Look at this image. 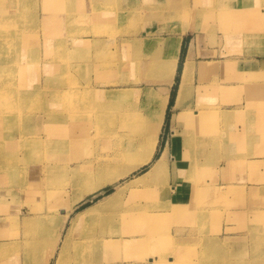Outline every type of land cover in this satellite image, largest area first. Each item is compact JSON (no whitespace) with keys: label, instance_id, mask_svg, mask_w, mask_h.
<instances>
[{"label":"rangeland","instance_id":"374dc122","mask_svg":"<svg viewBox=\"0 0 264 264\" xmlns=\"http://www.w3.org/2000/svg\"><path fill=\"white\" fill-rule=\"evenodd\" d=\"M194 1L0 0V38L10 32L15 34L8 49L0 51V60L6 55L2 64L0 61V140L4 138L0 141V264H44L47 260V264H54L62 247L65 255L61 264H264V166L252 163L250 157H243L248 159L245 162L230 157L220 172L228 183L216 184L222 167L214 168L217 157L203 155L233 146L222 140L217 131L220 120L210 106L209 102L214 101L210 93H198L194 111L175 112L189 97V79L195 73L192 54L186 58L190 36L184 39L173 77L168 52L173 38L198 29L206 39L203 45H219L218 36H224L227 47L229 38L247 33L252 27L235 23L244 15L233 17L239 12L229 11L234 9L231 4H238L243 13L261 11L264 0ZM195 19L198 29L192 24ZM167 21L166 28L163 25ZM9 24L12 26L7 28ZM179 27L181 31L170 35L163 44L166 33ZM253 28V32H262L264 24ZM201 40L197 35L198 43ZM65 51L72 56H66ZM82 51L84 57L77 56ZM198 55L206 57L209 53ZM52 61L61 72L56 78L67 81H49L48 62ZM185 62L191 69L186 85L190 90L178 96ZM94 63L105 70L101 74L91 72ZM157 64L164 68L158 71ZM204 64L216 67L202 61L200 80L210 74H200ZM228 70L229 74V67ZM221 71L224 72L222 67ZM99 84L102 91L106 90L102 94L118 95L130 90L126 91L130 98L102 105L92 102V109H88L90 100L83 99V91L96 89ZM165 97L168 102L153 158L173 141L175 146L169 157H177L180 143L175 130L182 122L191 126H187L192 131L186 134L183 144L185 158L194 163L189 176L183 175L185 182H195L190 206H182L180 197L161 201L169 186H173L168 184V174L153 181H140L149 162L116 182L84 193L66 211L68 216L63 221L60 212L65 211L64 206L85 190L86 183L97 182V175L90 176L88 169L96 157L108 150L107 153L113 152L120 136L138 133L142 123L138 118L158 109ZM170 100L174 103L170 104ZM67 108L69 115L73 112L77 117L75 122L65 119ZM199 109L203 110L202 117L194 122ZM257 121L263 125L264 116ZM168 125L172 136L163 147ZM146 132L151 140L155 129L148 128ZM17 149L25 157H9ZM194 153L199 157H194ZM23 158L24 171L21 162L16 161ZM236 162H241L242 176L233 181ZM177 163L185 169L182 162ZM170 167L169 164V170ZM118 191L116 201H104L107 195ZM88 206L96 209L84 213L83 220L73 222L75 213ZM111 211L120 215L103 231L100 218ZM130 215L132 219H122ZM222 218V223L232 226H221ZM171 227L175 228V236L170 234ZM189 233L195 236L190 235L185 241L176 238ZM85 234L102 243H114L98 252L89 248ZM124 236L131 240L116 239ZM83 242L86 249L78 246Z\"/></svg>","mask_w":264,"mask_h":264},{"label":"crops","instance_id":"0c3cea01","mask_svg":"<svg viewBox=\"0 0 264 264\" xmlns=\"http://www.w3.org/2000/svg\"><path fill=\"white\" fill-rule=\"evenodd\" d=\"M135 1L139 2V0ZM231 7L234 8L233 10H237L239 12L238 15H244L242 18L240 17V21H235V23L250 24L252 27H248L249 32L244 34H234L232 38H229L227 47L224 45L225 37L218 35V40L220 41L219 45H203V42H205L206 39L204 37L202 38L203 35H201V31L197 28V24H199L197 23L198 20L195 19L192 24L196 25L198 30L186 31L180 43L181 51L184 39L190 36L186 58L188 55L192 54V67L195 73L193 72L194 75H192V78L189 79V85L191 87L189 97L186 98L187 100L184 102L182 107L175 110V112L194 111L196 105L198 104V93H210L211 100L212 97L214 99V101L212 100L209 102L210 106L216 112V116H218L220 120L217 131L219 132L222 140L227 141V143L233 146L227 151L222 148L210 155L207 153L203 155V157H217L215 159L216 164L214 168L216 169L218 166L222 167L218 173L219 178L216 180V184L228 183L227 180L222 178V173L220 172L224 170L223 167L225 168L227 163L225 161H227L230 157H235L233 159L242 158L244 162L245 160L250 159L252 163L260 162L258 163V166H264V124L260 125V122L257 121L260 120L261 116H264V31H252L255 25H260V23L264 24V10L245 11L243 13L242 9L238 7V4H231ZM168 25L169 22L167 21V23L163 26L167 28ZM181 29L182 27H179L173 32H171V30L168 31V33H166L168 35L165 38H162L163 44L167 42L170 35L180 32ZM146 32L147 31L144 33ZM199 34L202 39L200 43L197 41V35ZM228 36H230V34ZM218 40L215 39L216 44ZM205 51L209 53V56L204 57L198 55L199 53ZM202 61L212 62L217 67V70H215L214 73L211 72L207 77L201 79V81L199 79V65ZM223 65L230 68L229 74L228 72L221 71V67ZM202 88H207V91H204ZM197 89H199V91H196ZM187 126L190 125L182 122L181 124H178V127L175 130L180 143L178 150L179 157H185L186 151L183 148V144L186 142V134L192 131V129H190L191 126ZM171 130L170 125H168L166 141L163 147L171 140ZM235 145L237 146L235 147ZM194 157L199 156L194 153ZM243 157L250 158L244 159ZM200 159L202 160V158ZM171 163L172 159L169 161L170 166ZM240 164L241 162H236L234 164L233 173H235V179L233 181H235L236 178L239 180L242 176V169L239 166ZM246 164L247 163H245V168ZM245 168L243 170H245ZM185 172L186 169L179 167L176 169L177 174L174 175L170 169L168 171V184L179 186L180 189L178 188L176 194L178 195V198L180 197L179 201L181 205L190 206L194 195L193 191L195 189V182L194 184L190 182V184L188 183L187 186H185L182 180ZM233 183H235L234 185H243L236 182ZM247 185L248 184L245 186L246 188L250 186ZM256 189L262 188L258 187ZM169 191L170 190H168L167 196L170 197L172 193L171 191L169 193ZM223 218L221 219V226L224 225L225 228L231 227L232 225L230 226L229 223H222L224 220ZM174 231L175 228L171 227V236H175ZM190 235L192 234L189 233L188 236H186V234L182 236L179 235L176 238L183 239L185 241L190 237ZM192 236L194 237L195 234ZM116 239L119 241L131 240L129 236L121 238L116 237Z\"/></svg>","mask_w":264,"mask_h":264},{"label":"bare ground","instance_id":"6f19581e","mask_svg":"<svg viewBox=\"0 0 264 264\" xmlns=\"http://www.w3.org/2000/svg\"><path fill=\"white\" fill-rule=\"evenodd\" d=\"M11 1H14V0H11ZM197 1L198 0H195L194 2H197ZM232 10L233 9H229V11H232ZM225 12H227V11H225ZM225 12H223L222 14H225ZM232 16L238 17V13H235ZM218 17L225 18V17H227V15H223V16L218 15ZM10 25L11 24L7 25V28ZM14 39H15V34L13 32H10L4 38H0V51H4V50L8 49V46L14 41ZM181 40H182L181 36H178L177 38H173L170 41L171 45L169 47L168 52L170 53V58H171V65H169V68L171 71V77H173L174 73L176 72V68H177L176 66H177V62L179 59V53L181 52L180 51ZM27 47H28V45H27ZM50 49H52V48H50ZM49 54H50V52H49ZM84 54L85 53L82 51L77 56L84 57ZM65 55L69 56V57L72 56V55H69L66 51H65ZM86 56L89 57V55H86ZM5 58H6V55H4L1 58V60H0L1 64L4 62ZM91 58H92V56H91ZM48 63H49L48 72L50 73L49 81H52V82H58L61 80L67 81V80H64L62 78H58V79L56 78V76L59 73H61L57 69V63L56 62L52 61V62H48ZM121 65L124 66V63L119 64L118 70L120 72H121ZM156 67H157L158 71H161L164 68V65L157 64ZM167 67H168V65H167ZM216 69H217V67H211V65L204 64V65L200 66V74L201 73L203 74L205 72L211 73V72H214ZM104 70H105L104 66L101 67V65L99 63L92 64L91 72L97 71V73H100V72H103ZM190 70L191 69L189 67V63L185 62L184 67L182 68V70L180 72V81H179V85H178V89H177V95L178 96H182V94L184 92L188 93L187 89L190 90V87L186 86L187 80L189 78L188 76L191 73ZM222 70L224 72L229 71L228 67L226 65L222 66ZM98 86H100V87H97L96 89L87 88L83 91L86 95V97L83 99L90 100L88 102V105H87L88 109H92V107H93L92 102L93 103H101V105H102L105 102L113 103L116 99L122 100L124 98L125 99L130 98V94L128 95L126 93V91H130V90H123V92L118 94V95H116V94L114 95L111 93L102 94V92L106 91V90H104V88H103V91H102L101 87H103V86H101L100 84ZM111 95H114L115 97L111 98L110 97ZM105 96H108V98H104ZM167 102H168V97H165L164 100L159 103L158 109H154L153 111H151V114L147 115L145 118H141V117L138 118L139 123L142 122V123H140L141 129H139L138 133H134L133 135L128 134V135L120 136L119 137L120 140L118 141V143L116 145H113V148L115 147V149H113V152L107 153L109 150L107 152L105 151L106 152L105 154H103L101 152L102 153V154H100L101 156L96 157V159H95L96 162L93 165L89 166L88 169L90 171V176L92 175V177H93L94 173L97 175L96 176L97 182L91 180L89 183H86L85 190L83 192H80L79 195L74 196V198L70 204L64 206L65 211L61 210V212H60V214L63 215V217H64L63 221L68 216V213L66 211H70L71 207L74 204V201L78 200L79 198H83L84 193L97 191V190L101 189L102 187H104L108 184L116 182L119 178L124 177L130 171L137 168L139 165H142V164L145 165V164L150 162L148 169H146L139 176V179L141 182L153 181L154 179L166 177V175L168 174V171H169V161L171 159H172V164H171L172 168L170 167V169H171L173 174H177L176 169L179 168V165L177 162H182L185 165V169H186V172L184 175L189 176L191 170H193L194 163L192 164L185 157H179V156L169 157L171 150L174 149L175 141H173V143L170 147H167V146L164 147L161 150V152L159 153V155L156 158H153V155L155 153L156 146L158 143V130H159V128L162 125L163 120H164V112L166 109ZM111 105L114 106V104H111ZM72 111H73V108H72ZM77 112L78 111H75V113H77ZM97 112L99 114H101L99 111H97ZM202 114H203V110L199 109V111L196 112V114L194 115V122L199 121L200 118L202 117ZM102 115L105 117L104 113ZM121 116L122 115H120V117ZM125 116L126 115H123V117H125ZM65 119L67 121L75 122L77 120V117L76 116L74 117L73 112H70V115H69V110L67 108ZM154 122H155V125L153 124ZM197 125H198V123H196V128H197ZM148 128L151 130L155 129V133L153 134L151 140L150 139L148 140L149 137L147 138L148 134H147L146 130ZM156 130H157V133H156ZM3 139L4 138H2L1 140H3ZM103 144H106V143L103 142ZM186 145H189V143ZM99 146H100V144H98L97 147H99ZM0 150H2V149H0ZM9 157H25V156L19 155V150L17 149ZM16 161L21 162L22 170L24 171L25 158L16 159ZM182 180H183L184 185L188 184V182H185V180H186L185 177H183ZM178 188L180 189V187L176 186V185L169 186L171 193H173L175 195H172V197L171 196L169 197L167 195L162 196L161 201H168L170 199L177 198L178 195L176 194V191H178ZM39 194L42 195L41 192H39ZM119 195H120V191L112 192L105 197L104 201H108V202L116 201L118 199ZM92 207L93 206L85 207L81 211L75 213L76 215L74 216L73 222H77L78 220H83L85 217L84 213H89L90 211H94L96 209V208L94 209ZM120 212H121V210H120ZM120 212H116L117 217L115 216V214H112V211H111V212H107L106 215H104L102 218H100L99 224H100V226H102L101 229L103 231H105L106 225L110 221L114 220L115 218H118L120 215ZM122 219H124L125 221L130 220V219H132V215H130V217L123 216ZM102 233H104V232H102ZM85 235H86V238H84L85 242L87 243L88 246H91L89 248H92L98 252L99 251L101 252V250L103 248H107L114 243V242L102 243L100 240L97 239V237H92V236L89 237V235L88 236H87V234H85ZM56 241H58V240L56 239ZM56 241H55V244H56ZM78 246L81 249L87 248L86 244L84 242L78 243ZM54 247H55V245L51 249V252L49 254L50 256H52V252L54 250ZM58 254L59 255L57 256L56 262L54 264H61L62 257L65 255V248L62 247L61 252H59ZM149 259H152V257H149ZM169 259L172 260L171 263H174L172 258H169ZM47 262H48V260L45 261L44 264H47Z\"/></svg>","mask_w":264,"mask_h":264},{"label":"trees","instance_id":"16d2710c","mask_svg":"<svg viewBox=\"0 0 264 264\" xmlns=\"http://www.w3.org/2000/svg\"><path fill=\"white\" fill-rule=\"evenodd\" d=\"M177 71H178V69H177ZM173 95H174V94L171 95V99L173 98ZM171 103H172V100H170V104H171Z\"/></svg>","mask_w":264,"mask_h":264}]
</instances>
